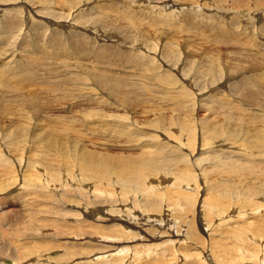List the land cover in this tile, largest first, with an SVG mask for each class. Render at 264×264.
<instances>
[{
  "label": "rangeland",
  "instance_id": "obj_1",
  "mask_svg": "<svg viewBox=\"0 0 264 264\" xmlns=\"http://www.w3.org/2000/svg\"><path fill=\"white\" fill-rule=\"evenodd\" d=\"M58 1L59 0H0V26L2 27L3 24H6V29H9L8 31H6V33H4V35L3 32L2 34L0 33V46H3L7 43L5 47L0 49L1 51L4 50L3 52L0 51V55L4 53H6V55H9L6 59H3V56H1L0 60L9 62L14 58H18L16 57V54H21V57L27 60V63L17 62L16 66L23 67L29 64H32L34 66V71L29 70L33 72L30 74L26 73L27 76L18 77L16 75H13L15 76L14 78L12 75H10L9 80H0L2 83H4V85L0 87V91L2 90L1 92H5L9 97H11L9 101L12 105L10 108H5L2 106L0 107L2 112L7 111L10 112L9 114H12L5 115V113L3 112L4 120L0 122V147H3L2 144H5V142H7L9 144V147L7 143L5 146H7L8 148H12L13 145V150H15V155H11L9 157L3 156L0 158V183H4L7 179H9V177L7 176L8 171L5 172V168L9 162L10 163L7 167L10 168L11 162H15L16 168V162H19L18 160H20L18 158L21 156V148L22 151L25 152L23 153V155L27 156V160L31 158V155H34V153L38 155L37 157L42 156L47 161V163L55 158L61 159L62 157H66L69 160L70 165L59 171L57 173L59 175L75 174L74 176L76 178V176L80 175L76 173L85 170L87 174H89L92 167L81 165V160H84L85 157H87V159H89L94 164V166H97L99 168V165H103V163L106 166H110V171H112L113 175H108L109 178L107 179V183L109 182V184H105L106 186L100 184L101 186L99 185V187L96 184H93V182H90L89 179H87L86 181L83 180V178H87V174H83V178L80 179H74V177H70V179L66 180V182L61 181V179L48 178L50 180H56V186L58 187V189L55 190L56 187L51 186L50 190H54L52 191V193H54L55 195L53 196L51 193L47 194L46 197L48 198V202L44 201V203L52 207H59L56 204L58 202L64 205H69V207L66 206V209H73V215L67 217L62 214H56V210L53 209L49 212L42 211L40 215L35 216L33 220L22 219L20 220L22 224L30 225L27 237L31 234H35L37 238L51 239L57 233H60L61 235L59 236H62V228L72 229L75 225L79 227V224L83 222L81 221L82 219L87 222L90 221L91 223L96 225L95 227L92 226L93 224L89 223L91 228L93 227L92 230L88 224L85 225L83 223L81 224L83 230L75 231V233H77L74 235L63 237L66 241H68V246L66 249V254L61 257V263L85 264L77 259L74 253H79L81 256L88 258L90 253L98 246V242L99 244L106 245H109L111 243L110 242L108 244V242H102V239L100 238L101 236H98V234H100V232L104 230L106 234L112 233L110 228H107V223L109 224V220L107 223L102 221V223L99 222V220L103 218L107 211L111 208L118 209L119 206L126 205L123 200L120 199L119 201L118 199H115L114 194H126L127 196H130L127 197L130 198L129 201L127 199V205L130 204L131 206V204H135L134 208H136V211L144 212L142 206H145V204L146 206H148L149 202L153 201L150 200L151 196L156 193H162L160 191V189L162 188L160 187V189H153L155 191H151V193H148L146 195V193L144 192L145 185L141 188H139L138 185L136 187L137 189H132V194L128 195L126 189L120 188L121 185L119 182L116 184L115 174H141L140 170H132L129 173L127 171V168L128 165L134 166L136 163L142 160L140 158L143 154V151L145 150L143 147L144 145L146 146L147 151L152 157L151 162H153V156H157L158 162L153 163L155 165L154 174H158V176L164 175L163 173L170 175L196 174V183L202 185L199 188V191H201L199 194L200 196L202 192L204 194L206 189L205 183H202V174H198L200 173L202 168L207 170L213 169V174H217L221 169L240 174H244L243 172L255 174V176H250L251 178L254 177V179H252L255 180V182L251 183L252 185L250 188L252 189L234 188V193L232 194L234 196L231 195V198L235 199H232V201L236 200V195H238L237 199L242 198L243 201H240L242 204V208H239L241 205L239 202L237 204L238 200L235 201L236 203H233L234 205L236 204V209L241 213L240 214L236 211V214L233 218L235 221L237 220L236 217L238 216V214L240 216L242 215L241 218L243 216L244 218L242 220L241 218H239V226L242 223V225H244V221L249 220L251 223L250 226H258L261 231H263L262 238L248 243L247 235L250 232V226L243 227L241 240L244 244L255 245L257 243H261L262 245H264V174H262V172L264 173V116H255V114H249V117L246 118V121H252V124L250 123L247 127H240L238 126V121L236 120H232L229 122L226 121L228 118L226 116L238 112V109L236 108H229L230 106L234 107L235 105L230 104L223 106L222 108H218L219 106H215L220 104L225 97H227L226 100H229L231 103H240V101L244 99L241 94L234 97V99H230V95L232 93H236L241 83L249 85L252 82L254 84L253 87H257V89L264 85V67L262 69H256L257 73L255 74H252L251 72V70L255 69H246L249 75H245L243 78H238L240 76L232 78L229 77L230 79L228 80V82L223 81L228 71L230 58H233L232 61H234V59L236 58L243 64L246 62L249 64L253 63V55H247L245 45L242 42L238 43L236 41L238 37L237 35L226 34L224 36L225 38H218L219 33H217V31L223 28H227L230 23L234 24L235 21L247 26H251V28L255 30L250 32V35L252 37H254L255 34H264L263 30L260 31L261 27L257 25L259 23H263L264 26V3L259 4L258 2H255L253 0H243L242 7L245 8L244 10H246L243 15V19L247 16V12L249 10H255V12H250L248 13V15L254 16L258 21H255L253 19L255 23H251L248 21V19L246 21L243 19L238 21L237 18L233 17L225 18L224 12L226 9L231 10L234 7H237L236 2H233V0H227L224 2H221L220 0H210L207 6H203L200 4L202 0L200 2H198V0H132L136 2H132L130 0H99L100 3L93 0H84V2L81 3L83 5L77 8L75 12H85V14L82 16H78L77 21L72 20L71 18H68L69 21H67V18L65 19V17H63L66 16L67 12H62V7L60 8L57 5L59 4ZM146 1L155 2L153 5H159L161 2V5L159 7H155L153 9L165 8L168 6H180L181 12H183V14H181L180 12L181 18H178L175 21H170L164 16L152 13L154 12L152 9V12H150V24L144 23L145 25L138 26L137 21H140V19L143 20V18H145L144 13L146 11L139 9L140 11L135 12V10L140 7L139 5H143L144 7H146ZM110 2L114 3V6L106 8V6L103 5V3L111 4ZM188 4L200 5L201 10L204 9L208 10L209 12L192 11L191 8H189V6L191 5ZM1 8L8 9V12H3ZM23 8H25V10L20 11ZM104 10H112L111 12H109V15L110 17L113 16L112 18L115 17L114 19L117 20V24H108L100 20L99 15L101 13H106L102 12ZM49 15H54V17L56 16L61 18L57 19V21L50 22L52 21V17L50 18ZM156 23H168L171 25H159L161 27V31L164 32V34L169 33L170 35H172V32L174 33L176 31L175 33H178L177 30L180 31L182 29L190 30L189 33H179L178 37L180 36L179 40L181 41L179 42L178 40L179 45H176L175 47L169 45L161 53V58L167 63L163 66V70L166 69L167 73H162V75L161 72L163 71H159L160 73H156L161 65V59L156 63H152L153 60L147 62L149 54L148 52L153 44L151 42L150 44L147 43L143 40V38L141 39V36L139 37L140 34H137V32H152V30L155 33L154 30ZM120 25L125 26V28ZM4 27L2 28V31H4ZM234 31L240 33L241 35L244 32L243 30L239 29H235ZM19 33L20 35H18ZM13 35L17 36L15 37ZM153 35L154 34L152 33L151 36ZM135 36H138V39ZM174 38V35H172L170 40L172 41ZM49 40L64 42L65 45L60 50L58 49L57 44V46L49 45ZM256 40L258 41L259 39ZM257 41L255 43L261 45V42ZM139 42L143 45H139ZM145 42L147 44H145ZM39 45L40 49H37V46ZM66 46V55H55L53 57H50L49 54L51 52L59 53V50L60 52H62L65 50ZM114 47L118 49L120 56L114 53ZM181 47H184L182 51L185 52H183L180 56H175V52L180 51L179 49H181ZM142 50L145 51L144 55L139 54V51ZM243 54L244 56H242ZM6 55L4 54V57ZM44 57H47L49 59H47L46 62H37L38 59H43ZM261 60L259 59L258 61L260 62ZM77 65H80V67H77ZM2 67L6 66H1L0 64V68ZM148 67L153 74V76L150 78L145 77V73L147 72L146 68ZM87 68H90V70H94L95 68L98 70L100 69L102 72L100 71L98 74L88 76ZM6 69L10 73L7 67ZM23 71L28 72V70ZM112 72L120 73L124 76V80L119 81L115 79L110 74ZM251 76L255 77L254 80H249V77ZM98 77H105L108 79V82L97 84L93 81V79H97ZM60 79H64V81L59 85L58 81L60 82ZM64 82H70L75 86V89L67 91V95L71 97V100L68 98L66 100L64 99L63 96L65 95V93L63 94V96L61 94L59 95V90H61L59 89V87L63 86ZM172 82L175 84L174 86H176L177 89L169 88ZM221 82L224 83L221 84ZM235 82L239 84H236ZM206 83H208V85ZM5 84L9 86H6ZM145 84L146 91H144V93L146 94V97L143 95L145 99H142L141 102L138 103L140 104L139 106L136 102L135 94L139 87L144 86ZM255 84H257V86H255ZM13 87H15V89ZM30 87H32L33 89H37L40 92L42 99L44 98L43 102H49L48 104L50 106L45 107L44 105H41L42 109L38 112H34V114H29L28 112L30 110V107L33 105L22 108L20 107V103L19 106L16 107L18 101H16L14 98H18V95L20 97L22 95L24 96V94L28 95L34 92L37 93V90L29 91L30 89H32ZM148 88H155L157 90V93L155 95L157 96L152 93L153 91H149ZM251 88L252 87L249 88L248 94ZM47 89L48 92L46 91ZM50 89H54L55 92H52V90ZM15 90L16 92H14ZM190 95L197 98L198 109L195 108V110H189V108H187V106L185 104L183 105V103L181 102L180 97H186ZM202 96H204L205 100H202ZM9 97H7V99H9ZM174 97L177 100H175ZM92 98H94V101L92 100ZM152 101H155V103H151ZM240 104L241 106L248 108V113H264L262 103L259 106H249L248 103L245 102H242ZM156 106L157 108H155ZM19 108H22L25 111ZM158 108V111L160 112L155 110ZM152 109L155 111H153ZM19 112L21 113V116L19 115ZM247 112L246 114H248ZM24 113L27 116H25ZM161 113L167 116V128L169 133L175 135L176 137H181V139L177 138L178 140L180 139L179 143L178 140L175 139L176 137H170L171 140L163 139V137H165L163 135V129L155 126L154 123L160 122L161 120ZM243 113H245V111ZM21 117H23V119L25 120H23ZM158 117L160 120L158 119ZM254 121L255 123H253ZM197 123H200V126H197ZM193 124L194 126L196 124L197 127H194V131L183 127L187 125V127H193ZM203 124H205L206 127ZM112 125H115L116 128H114V126ZM201 125L202 127L204 126L203 129H201ZM171 126H173V128H171ZM87 127L89 128L87 129ZM138 127L145 131H143L142 134L133 137L132 132L134 130L137 131ZM179 127H181V131H179V135H177V128ZM93 132L95 134H91ZM143 136L145 139L143 138ZM123 141H126L127 146H129L130 148L126 147V144ZM186 142L190 144H186ZM206 142L209 143V145ZM211 142H213L214 147H212ZM184 143L186 144V146ZM203 143L206 148H204V146L202 145ZM175 147H177V149H175ZM192 148H196L195 152L197 153L194 152L193 155L189 153L187 149L192 150ZM203 156H205V159L199 161V158ZM194 158L197 159L194 160ZM105 160L110 161V163L106 164ZM185 160H187V162L189 163L185 164ZM217 161L220 163L221 167L217 165ZM225 161L237 164L238 167H234L233 169H224ZM190 163H193L194 165H189ZM182 168L185 170L178 172V170ZM29 169L30 168L24 163L21 167H17L18 178L21 176L19 179H21L22 181L17 179L18 181H16L15 183V188H13L14 190L12 189V191L14 192L13 197L9 196V198L3 199L4 201L13 202V200H15L16 202L22 199L25 200V203L27 204V201L30 200L32 196L27 194V190L25 194H20L19 192L23 181L26 180V184L28 181L30 182L29 184H27V186L33 189L35 195L34 201L36 202L34 204H31V207L33 209H36L39 205H43L37 203L42 199L40 198V196L38 197V193L44 189H49V185L46 184L43 187L44 189L42 190L38 189V185L41 186L44 181L37 180V185L32 177L37 168H33L30 170ZM23 174L29 175H25L24 179ZM90 174L96 173L91 172ZM39 176H42V178L45 179L47 177H45L44 174ZM153 176L154 175H151L150 177L153 178ZM222 176L225 177L220 178H223V181L226 180L227 175L223 174ZM240 176L243 179H246L247 177H244L242 175ZM250 177L247 178V180L251 181L252 179ZM256 177L258 180L256 179ZM227 178L236 179V181H238L239 179V177L236 178V174L229 175L227 176ZM161 179L163 178L161 177ZM189 179L192 182L195 181L194 177H191ZM162 181L163 180H160V182ZM32 182H34V185ZM121 182L123 183L122 180ZM222 182L218 184L221 185ZM5 183L8 184V182ZM259 184L261 186H259ZM113 185L117 186V188H115ZM185 187L193 188V186L190 184L186 185ZM256 187L259 189L257 190ZM111 188L112 192L110 191ZM216 188H218V190L220 191L222 189V186L221 189L219 185ZM224 189L227 190L229 188H227V186H224ZM253 189L256 190V192L254 193L256 194L255 196L258 197L257 200L261 199L260 201H254V193L252 194L248 192ZM75 190L79 193L80 197L83 196V199H85L87 204L85 202H80V200L74 197ZM101 190H103V192ZM188 190L191 191L190 189ZM136 191L137 194H135ZM8 192L9 191L7 190V192L5 193H0V200L10 195V193ZM57 193H59L60 196H56ZM88 193L90 194L89 197L87 195ZM239 193L241 194V196ZM244 193L247 194L245 196L243 195V198L242 194ZM3 194L5 195L3 196ZM98 194H100V196ZM162 194H164L163 197L161 196L164 199V201L163 199L161 200L162 206L163 208L167 209V211L165 212H167V215H173L175 217L174 219H176L175 222L172 217L167 216L173 224L172 227L175 226L176 223V226H180L181 223L179 222H185L184 219L188 221L191 219L190 217H192V214H195L193 213L194 208H192V206L191 208L193 210H187V208L185 207L186 200L183 197H180V199L184 201H179L181 207H185V210L182 213L176 205V207L174 206V201L176 198H171L170 200L167 195L168 193L166 194L164 192ZM208 195L211 196L212 194ZM252 195L253 201L251 200ZM53 198L54 201H50ZM95 198L97 199L95 200ZM168 198L170 201L168 200ZM102 199H104L106 202ZM226 199L229 200V198ZM97 200L99 203H96ZM101 201L102 203H100ZM41 202L43 203V201ZM92 202L94 203L93 205L96 204L95 207L97 209L92 205ZM176 202L177 201H175V204ZM252 202H255V204H252L254 206L251 207ZM199 203L200 201L198 199V201H196L197 206L199 205ZM260 203H262L263 205ZM99 204H101L102 207ZM110 204L111 206L114 204L116 206L111 207L109 206ZM168 204L170 206H167ZM247 204L248 206H246ZM87 205L88 211L90 212L89 214H87L88 212L83 211L84 215L82 217L80 213L82 212V207H85ZM105 205H108V207ZM137 205L140 208H138ZM105 207H107L108 209ZM168 207L172 208V210ZM244 207L246 208L244 209ZM252 208L254 210L258 209V211L260 209V211L250 212ZM98 209L101 210L98 211ZM199 209H204L203 201H201ZM102 210L104 211V214L102 213ZM163 210H160L161 214ZM3 213H15V209L10 208V206L7 204L6 208L0 209V216H2ZM46 214L51 215L49 220H44L43 216H45ZM94 214L98 218L97 223L94 220ZM188 214L190 215V217ZM233 214L234 213H232V215ZM88 215L90 217H93V219L90 220V217ZM202 215L204 216V214ZM251 215H255L254 218ZM179 217L181 221H178L180 220ZM143 219L146 220L147 218L144 217ZM111 222L113 223L114 221H110V224H112ZM189 222H187V225L189 224ZM202 222L203 221H200V219L196 222L197 228L198 226H201L203 228ZM145 227L146 229L142 234L151 238L148 242H159L163 240V238L155 239V237H159L162 235H164V237H167L165 234L156 233L155 227L151 224L146 225ZM229 227H231V223L229 224ZM100 228H102L103 230ZM131 229L137 230V228ZM91 231L98 232L94 233ZM172 231L175 232L174 235L177 233L175 228H172ZM82 232H84L85 234H82ZM210 235L211 232H209L206 237L210 238ZM231 235L232 233L228 234V237H231ZM233 236L234 238H237L235 234H233L232 237ZM10 237L13 238L11 242L15 243V232L11 233ZM57 253H59V251H57ZM148 258L152 259V256H148ZM141 261L143 260H139V262ZM248 264H264V253H262L258 258L249 261Z\"/></svg>",
  "mask_w": 264,
  "mask_h": 264
},
{
  "label": "bare ground",
  "instance_id": "obj_2",
  "mask_svg": "<svg viewBox=\"0 0 264 264\" xmlns=\"http://www.w3.org/2000/svg\"><path fill=\"white\" fill-rule=\"evenodd\" d=\"M93 1L100 3L99 0H97V1L93 0ZM130 1H132V0H130ZM200 1L201 0H198V2H200ZM202 1H201L200 4L203 5V6H207L210 0H202ZM220 1L224 2V1H227V0H220ZM234 1L236 2L237 7H234L231 10H227L226 9L225 12H224V15H225V18L233 17V18H237L238 21H240V20L243 19V15H244L246 10H244L245 8L242 7L243 0H233V2ZM253 1L258 2L259 4L260 3H264V0H253ZM83 2H84V0H59L58 1L59 4H57V5L60 8L62 7L61 8L62 12H67L66 16H63V17H65V19L67 18V21H69L68 18H71L72 20H76L77 21L78 16H82V15L85 14V12H75L77 10V8H79V7H81L83 5V4H81ZM132 2H136V1H132ZM146 3H147L146 7H144L143 5H139L140 7L135 10V12H138L140 10L146 11L144 13L145 18H143V20L140 19V21L139 20L137 21V25L138 26L139 25H145L144 23H149L150 24V22H151V14H150V12H152L151 10L153 8L159 7L161 5V2H160L159 5H153L155 2H149V1H146ZM0 5H1V3H0ZM103 5H105L106 8H110V7L114 6V3H111V4L103 3ZM188 5H191V4H188ZM189 8H191L192 11H196V12H209L208 10H204V9H203L204 11L201 10L200 9L201 8L200 5H193L192 4L191 6H189ZM1 10L3 12H8V9H2L1 8ZM24 10H25V8L21 9L20 11H24ZM111 11L112 10H110V11L109 10L102 11L103 13L104 12H106V13H104V14L101 13L99 15L100 20L102 22L108 23V24H117V20L114 19L115 17L112 18L113 16L110 17V15H109V12H111ZM153 11L154 12H152V13L164 16L167 19H169L170 21H175L178 18H181V14H183V12H181L180 6H177V7L168 6V7H165V8L153 9ZM180 12H181V14H180ZM250 12H255V10H249L247 12V16L243 20L246 21L248 19L249 22L255 23L253 21V19L255 21L257 19L254 16L248 15V13H250ZM191 13H195V12H191ZM71 15H72V17H71ZM49 16H50V18L52 17V21H50V22L57 21V19L61 18V17H56V16L54 17V15H49ZM108 17H110V18H108ZM127 22H129V21H127ZM236 23H237V25H236ZM5 25L6 24H3L2 27L0 26V33L2 34V32H3V35H4V33H6V31L9 30V29H6ZM159 25H161V26H171L168 23H156L155 24V30H154L155 33L152 30V32H137V34H140L139 37L141 36V39L143 38V40L146 41L147 43L150 44V42H151L153 44V46L150 47V50L148 52L149 54H148L147 62L153 60L152 63H156V62H159V60L161 59V65H160L159 69L156 71V73H160L159 71H163V72H161V75H162V73L163 74L167 73L166 69L163 70L164 64H167V63H166L165 60H163L161 58V53L169 45L172 46V47H175L176 45H179L178 44V40L180 39V36L178 37L179 33L180 34L189 33L190 30L189 29H186V30L182 29L180 31L177 30L178 33H175L176 31L174 33L172 32V35H174L175 38L171 41L170 38H171L172 35H170L169 33H165L164 34V32L161 31V27ZM257 25H259L261 27L260 31H262V30L264 31L263 23L262 24L259 23ZM120 26L125 28V26H123V25H120ZM3 27L5 28L4 31H2ZM235 29L236 30H238V29L239 30H243L244 32L241 35L240 33L235 32L234 31ZM126 30H127V28H126ZM251 31H255L254 29L251 28V26H247L245 24H241L240 22L238 23V22H235V21H234V24L230 23V25L227 28H223V29L217 31V33H219V36L217 35L218 38H225L224 36L226 34H235V35H237L238 37H237L236 41L238 43L242 42L245 45L246 51H247V55H253V58L251 57L253 59V63H249V64L247 62L243 64L241 61H239L236 58L234 59V61H232L233 58L232 59L230 58L229 59L228 71H227V73L225 75V79L223 81L228 82V80L230 78H232V77L240 76L238 78H243L245 75H249L247 73L248 71L246 69H255V70H251L252 74H255V73H257L256 69H262L264 67V60H263V58H264V34L263 33H261L259 35L255 34V36L252 37L250 35ZM152 33L154 34L153 36H151ZM18 35H20V33ZM13 36H15V35H13ZM135 37H137V39H138V36H135ZM256 39H259L258 41L261 42V45H258V44L255 43L257 41ZM139 40H140V38H139ZM186 40H187V38H186ZM140 42H142V41H140ZM146 42H145V44H147ZM179 42H181V41L179 40ZM56 44L58 45V49H60V50L65 45L64 42L50 41L49 40V45L55 46ZM6 45H7V43L5 45H3V46H0V49L5 47ZM9 45H10V43H9ZM139 45H143V44L140 43ZM10 47H11V45H10ZM39 47H40V45L37 46V49H40ZM183 48L184 47H181V49H179L180 51H176L175 52V56H180L183 52H185V51H182ZM114 49H115L114 53L119 55L118 49L116 47H114ZM6 50H7V48H6ZM60 50H59V53L51 52L49 54L50 57H53L55 55H66L67 54V46L65 47L64 51L60 52ZM3 51H1V52H3ZM35 52H37V51H35ZM232 53H234V52H232ZM4 54L6 55V53H4ZM4 54L0 55V57L3 56V59L4 58L6 59L7 56H9V55H6L4 57ZM139 54L140 55H144L145 51L144 50L139 51ZM87 55H90V54H87ZM46 56H48V55H46ZM242 56H244V54ZM16 57H18V58H14V59L12 58L13 60H11L9 62L0 60L1 66H6L9 69L10 73H11L10 74L8 72L6 67L0 68V80H4V79L9 80L10 75H12V76L16 75L18 77L27 76L26 73L30 74V73H32L34 71V66L32 64H29L27 66L25 65L23 67L16 66L17 62L18 63H20V62L21 63H27V60H25L23 57H21V54L20 55L16 54ZM47 59H49V58H47V57L46 58L44 57L43 59L40 58V59L37 60V62H41V61L42 62H46ZM259 59L260 60L262 59V60L259 62L258 61ZM72 63H76V62H72ZM94 64H95V61H94ZM259 64H261V65H259ZM77 67H80V65H77ZM23 70H28V72H25ZM29 70H33V71H29ZM146 70H147V72L145 73V77L146 78L152 77L153 74H152L150 68L148 67V68H146ZM87 71H88V76H92V75L98 74L101 70L100 69L98 70L96 68L94 70L93 69L90 70V68H87ZM110 74L115 79H117L119 81H123L124 80V76L121 75L120 73L112 72ZM13 77L15 78V76H13ZM249 78H250L249 80H254L255 77L251 76ZM63 81H64V79H60V82L58 81L59 85ZM93 81L95 83H97V84H99V83H107L108 79L105 78V77H98L97 79H93ZM55 83H57V82H55ZM222 83H224V82H221V84ZM235 83L239 84L237 82H235ZM206 84L208 85V83H206ZM2 85H4V83H2L0 81V87H2ZM5 85L9 86L7 84H5ZM174 85L175 84L172 82L169 88L177 89V87L174 86ZM145 86H146V84L144 86L139 87V89L137 90V92L135 94L137 104L140 103L142 99H145L143 97V95L146 97V94L144 93V91H146L145 90ZM253 86H254V84L252 82L249 85L241 83L239 89L235 93L236 95L232 93L230 95V97H231L230 99H234V97H236V96L241 94L244 99L241 100L240 103L245 102V103H248L249 106H259L262 103V105H263L262 107L264 108V103H263V101H264V94H263L264 85H262V87H260L259 89H257V87H253ZM255 86H257V84H255ZM250 87H252V88L250 89L249 94H248V90H249ZM13 88L15 89V87H13ZM30 88H32V87H30ZM43 89H46V88H43ZM59 89H61V90H59V95L61 94L63 96V94L65 93V95L63 96L64 99L66 100L68 98V99L71 100V97L67 95V91H71V90L75 89L74 84H71L70 82H64L63 86H60ZM16 90L14 92H16ZM35 90H37V89H33L32 88L29 91H35ZM50 90H52V89H50ZM148 90L149 91H153L152 93L154 95L157 93V90L155 88H148ZM1 91H0V104H1L0 107L2 106V107H5V108H10L12 106L10 104V101H9L11 97H9L5 92H1ZM11 91H13V90H11ZM46 91L48 92V89ZM52 92H55V90L53 89ZM155 96H157V95H155ZM232 96H233V98H232ZM7 97H9V99H7ZM58 98H61V97H58ZM94 98H92V100ZM180 98H181V102L183 103V105L185 104L187 106V108H189V110H195V108L198 109V105H197L198 102H197V98H195V96L190 95V96H186V97L183 96V97H180ZM226 98L227 97H225L220 104L215 105V106H219L218 108H220V107L222 108L223 106L231 104V105H235V106L234 107L230 106L229 108L238 109V112L233 113V114H231L229 116H226V117L230 118V119L227 118V120H226L227 122L232 121V120H236V121H238L237 122L238 126L247 127L252 122V121H249V122L246 121V118L249 117L248 116L249 114H255V116H261V115L264 116V113H258V112L248 113L247 112L248 108H246L244 106H241V104L239 102L231 103L229 100H226ZM14 99L16 101H18V104H17L16 107H18L20 103H21L20 107H22V108H26V106L33 105V106L30 107V110L28 111L29 114H34V112L40 111L42 109L41 105H44L45 107L50 106L48 104L49 102H43L44 98L42 99V97L40 95V92L38 90H37V93L34 92V93H30L28 95L24 94V96L22 95L20 97L18 95V98L16 97ZM174 99L177 100L175 97H174ZM206 99H208V98H206ZM12 100H13V98H12ZM202 100H205L204 96H202ZM151 103H155V101H152ZM237 104H238V107H237ZM138 105L140 106V104H138ZM132 106H134V105H132ZM22 108H19V109H22ZM155 108H157V106ZM22 110L25 111L24 109H22ZM155 110L158 111L159 108L155 109ZM155 110H153V111H155ZM160 110H162V109H160ZM244 111H245V113H243ZM3 112L5 113V115H12V114H9L10 112H7V111H3ZM3 112L0 109V122L2 120H4ZM158 112H160V111H158ZM161 112H163V111H161ZM190 112H192V111H190ZM246 112L248 114H246ZM19 115L21 116L20 112H19ZM25 116H27V115L25 114ZM10 117H12V116H10ZM13 117H14V115H13ZM233 117H235V118H233ZM21 118L23 119V117H21ZM158 119H159V117H158ZM23 120H25V119H23ZM253 123H255V121ZM154 124L158 128H162L163 129L164 133L161 132L165 136V137H163V139H166V140L168 139L169 140L170 137H174V138L176 137L175 135L169 133L168 128H167V116H165L164 114L161 115L160 122H157V123H154ZM199 124L197 126H200ZM203 125L205 126V124H203ZM112 126H114V128H116L115 125H112ZM187 126H183V127L187 128V129H191V131H194V127H196V124H195V126L193 124V127L192 126L187 127ZM74 127H77V126H74ZM203 127L201 125V129H203ZM88 128L89 127H87V129ZM171 128H173V126H171ZM199 129H200V127H199ZM143 131H145V130L140 129V127H138L137 131L134 130L132 132L133 137L134 136L136 137L137 135L142 134ZM179 131H181V127L177 128V135H179ZM187 133H189V132H187ZM91 134H95V133L93 132ZM143 138H144V136H143ZM177 138L181 139L180 136L176 137L175 139L178 140ZM183 139H185V138H183ZM179 140H178V143H179ZM121 142H122V140H121ZM123 142H125V144H126V141H123ZM6 143L7 142H5V144L3 143L2 144L3 147H0V158L3 157V156L4 157H9L11 155H15V150H13V145L11 144L12 148H8L9 144L7 143L8 144V147H7V146H5ZM187 143L188 142H186V144ZM211 143H212V147H214L213 142H211ZM186 144H185V146H186ZM188 144H190V143H188ZM207 144L209 145V143H207ZM202 145L204 146V143ZM126 147L130 148L129 146H127V144H126ZM143 147H144L145 150L143 151V154H142V156L140 158L142 160H140L134 166L128 165V168H127V171L129 173L132 170H135V171L140 170L141 174H137V173L136 174H115V176H116L115 177L116 184L119 182L120 185H121L120 188L126 189L128 195L132 194V189H135L138 185H139V188H141L142 186L145 185L144 186V189H145L144 192L146 193V195L148 193H151V191H155L153 189H157V188L160 189V187H161L162 189H160V191L162 193H164V192L166 194L168 193L167 195L170 198V200H171V198H176L177 199V200L175 199V201H177L176 204H175V201H174V206L176 205L178 207V209L182 213L184 212L185 207H186L187 210H190V209L194 208V212L193 213H195V214H192V217H190V215L188 214L189 217L191 218L190 220L187 221L186 219H184L185 222H179V223H181L180 226H176L177 225V223H176L175 226L172 227L173 224L171 223V221L169 220V218L167 216L172 217V219L175 222H176V219H174L175 217L173 215H167V212H165V211H167V209L163 208V206H162V201L161 200L163 199L162 197H163L164 194H162V193L153 194V196H151V198H150V200H153V201H150L148 206H146V204H145V206H142V208L144 209V212H141V211H136V208H134L135 204H131V206H130V204L127 205L128 204L127 199H128V201L130 199V198H127V197H130V196H127L126 194H120L121 195L120 196V195H115L113 193L114 196H115V199H118L119 201H120V199L123 200V202L126 205L119 206L118 209H116V208L109 209L107 211V213L103 216V218L99 220L100 223H102V222L107 223L108 220H109V224L107 223V228H110L112 233H107L106 234L104 232L105 231L104 230V231H101L100 234H98V236H101L100 238L102 239L101 240L102 242H108V244L110 242L111 243L109 245H106V244H99V242H98V246L90 253L88 258H85V257L81 256L79 253H74L76 255L77 259H79L81 262H83L85 264H243V263L248 264L249 261L258 258L262 253H264V245H262L261 243H257L255 245H246L241 240L242 228L250 226V224H251L250 221L246 220V221H244V223H245L244 225H242L243 224L242 223L239 226L238 223L240 221H238V220H239V218H241L242 215L240 216L238 214V216L236 217L237 220H235V221H234V218H233L235 216V214H236V211L239 212L236 209L237 208L235 206L236 204L234 205L233 203H236L235 201L238 200L237 204L239 202L240 205H241L239 208H242V204L240 202L242 200V198L237 199L238 195H236V200L232 201V199H235V198H231V195L234 193V188L235 189L236 188H238V189L239 188H246V189L250 188L251 185H252L251 183L255 182V180H253L254 177H252L253 178L252 179L250 176L251 175L255 176V174H251V173L249 174V173H246V172H243L244 174H240V173H236V172L226 171V170H223V169H221L217 174H213V171H214L213 169L207 170V169L202 168L201 171L199 170L200 173H198V174H202V176H203L202 177V179H203L202 183H205L206 189H205L204 194L202 192V194L200 196L199 194H200L201 191H199L200 190L199 188L202 185L196 183V174H172V175H170V174L163 173L164 175H162V176H158V174H154L155 173L154 172L155 165L153 163H157L158 162L157 156L154 155L153 156V162H151V158H152L151 155L147 151L146 146L143 145ZM204 148H206V147L204 146ZM175 149H177V147H175ZM189 149H187V150L192 155L196 151L195 150L196 148H192V150H189ZM201 150H202V148H201ZM20 151H21L20 152L21 156L18 158V159H20V160H18L19 162H16V164H17L16 168H15V162H11L10 168L7 167L9 165V163H10L9 162L8 165L5 168V172L8 171L10 174L7 172V176L9 177V179H7L5 182H8V184L5 183V182L4 183L3 182L0 183V193L1 194L5 193L8 190L9 191L8 193H10V195L2 198L1 200L5 199V198L6 199L9 198V196L13 197V193L14 192L12 191V189L15 188L16 181L21 180V179H19L21 177L20 175H19L20 177L18 178L17 167H21L23 165V163L26 166H28L30 169L37 168L36 171L34 172V175H32V177H33L34 181L37 183V185H38L37 180H40V181L42 180L44 182L46 181L45 183L43 182L41 186L38 185L39 186L38 189H40V190L44 189L43 187L46 184L49 185V187L46 186L49 189H44V190H42V191H40L38 193V197L40 196V198H42V199L39 202H37V203L43 204V205H39L36 209H33L31 207V204H34L36 202V201H34V196L35 195H34L33 189L29 188V186H27V184H29L30 182L28 181L27 184H26V182H25L26 180L23 181V183L21 185V188L19 189V192H20V194H23V193L25 194L26 190H27V194L32 196L31 199L27 201V204L25 203V200H22V199L18 200L16 202H15V200H13V202L12 201L10 202V201H4V200L1 201L0 200V209L6 208L7 204L10 206V208L15 209V213H10V214H4L3 213L2 216H0V264H62L61 263V257L66 254V249H67V246H68V241H66L63 237L64 236L74 235V234L77 233V232L75 233V231L83 230L82 227H81L82 226L81 224H83V223L85 225H87V224L89 225V223L90 224H93V223H91L90 221L87 222V221L82 219L81 221H83V222H81L79 224V227L77 225H75L74 228H72V229H70V228H62L61 229L62 236H59L61 234L57 233L51 239H49V238L48 239H42V238H37L35 234H31V235H29L27 237L30 225L29 224H22L20 222V220H22V219L33 220L35 218V216L40 215V213L42 211L49 212L50 210H53V209L56 210V214H62V215H65L67 217L73 215V212H74L73 209L72 210L66 209V206L69 207V205H64V204H61L60 202H58L56 204L59 207H57V206H55V207L53 206L52 207V206H49L46 203H44V201L48 200V198L46 197L47 194L51 193L53 196L55 195L54 193H52V191H54V190H50L51 186L52 187H56L55 190L58 189V187L56 186V184H57L56 180H52V179L50 180L48 178L61 179V181L66 182V180H69L70 177L71 178L74 177V179L83 178L82 177L83 174H87V172L85 170V171H80V172L76 173V174H80V175L76 176V178L74 176L75 174L74 175L73 174H60L59 175V174H57L59 171L63 170L64 168H66V167H68L70 165V162H69V160L66 157H62L61 159L60 158L59 159L55 158L52 161L47 163V161L42 156L37 157L38 155H36L35 153H34V155H31V158H29L27 160V156L23 155V153H25V152L22 151V148L20 149ZM195 153H197V152H195ZM198 153H199V151H198ZM137 157H140V156H137ZM204 157L205 156L200 157L199 161L204 160L205 159ZM113 158H114V155H113ZM195 159H197V158H194V160ZM26 160H27V162H26ZM188 160H189V158H188ZM194 160H192V161H194ZM227 161H229V160H227ZM227 161L224 162V169H233L234 167H238L237 164H233V163H230V162H227ZM105 163L109 164L110 161H106ZM184 163L188 164L189 162H187V160H185ZM195 163H197V162H195ZM192 164L190 163L189 165H192ZM81 165L82 166H86V167H92V169L90 170L89 174H87V178H83L84 181L89 179L90 182H93V184H96L98 187H99L100 184H103V185L109 184V182L107 183V179L109 178L108 175H111V174L113 175L112 171H110V166H106L103 163V165H99L100 166V168H99L97 166H94V164L89 159H87V157H85L84 160L83 159L81 160ZM217 165H219V167H221L219 162H218ZM184 170L185 169L182 168V169L178 170V172L184 171ZM37 171H38V173H37ZM91 172H95L96 174H90ZM42 174H44L45 177L47 176L46 179L42 178V176H39V175H42ZM223 174L227 175V176L232 175V174H236V178L239 177V179H238V181H236V179L227 178V176H226V180L227 181L226 180L223 181L222 180L223 178H220V177H225V176H222ZM262 174H264V173L262 172ZM23 175H24L23 178L25 179V175H29V174H23ZM151 175H154L153 178L154 177H156V178H154V179L151 178L150 177ZM240 175H242L244 177L247 176V177H246V179H243V178H241ZM248 176L252 179L251 181L247 180V178H249ZM161 177L163 179H161ZM191 177L195 178L194 182L190 181L189 178H191ZM112 178H114V177H112ZM219 178H220V181H219ZM256 179H257V177H256ZM121 180L123 181V183L121 182ZM160 180H163V181L160 182ZM148 181H150V182H148ZM220 182H222L221 185L218 184ZM32 183L34 185V182H32ZM189 184L192 185L193 188L185 187L186 185H189ZM218 185H219L220 189H221V186H222V189H221L222 191L221 190L219 191L218 188H216V187H218ZM253 185H255V184H253ZM113 186L115 188H117V186H115V185H113ZM224 186H227V188H229V189L225 190ZM259 186H261V185L259 184ZM178 187H180V188H178ZM173 188H175L176 190L173 189ZM89 189H90V187H89ZM169 189H172V190H169ZM188 189H190L191 191H189ZM250 189H252V188H250ZM258 189L259 188H257V190ZM103 190H106V189H103ZM103 190H101V191L103 192ZM111 190H112V188L110 189V191ZM113 190H115V189H113ZM1 191H3V192H1ZM84 191H83V193H84ZM99 191H100V189H99ZM99 191H97V192H99ZM119 191H121V190H119ZM157 191H159V190H157ZM56 192H59V191H56ZM74 192H75L74 193V197H76L78 200H80V202H82V203L85 202L86 203L85 199H83V196L80 197L79 193L76 190ZM248 192L253 194L254 192H256V190L253 189V190H250ZM135 194H137V191H136ZM208 194H212V195L209 196ZM246 194L244 193V194H242V196L243 195L245 196ZM4 195L5 194H3V196ZM58 195H59V193L56 194V196H58ZM87 195L89 197L90 194L88 193ZM98 195L100 196V194H98ZM255 195L256 194L254 193V198H255L254 201L257 200V198H258ZM91 196H92V194H91ZM232 196H234V195H232ZM240 196H241V194H240ZM244 196H243V198H244ZM180 197H183L186 200L185 201V207H181V205L179 204V201H181V202L184 201V200H181ZM84 198H86V197H84ZM169 198H168V200H169ZM226 198H229V200H227ZM96 199L97 198H95V200ZM198 199H199L200 203H201V201H203V207H204L203 210L199 209L200 203H199L198 206L196 204V201H198ZM100 200H101V198H100ZM102 200H104V199H102ZM124 200H126V201H124ZM251 200L253 201V195H252V199ZM251 200H250V202H251ZM260 200H257V201H260ZM41 201H43V203ZM50 201L53 202L54 198L51 199ZM163 201H164V199H163ZM247 201H249V200H247ZM97 202H98V200L96 201V203ZM113 202H114V200H113ZM100 203H102V201ZM93 204L94 203L92 202V205ZM252 204H255V202L251 203V207L254 206ZM260 204H262V203H260ZM95 205H93V206L95 207ZM99 205H101V204H99ZM193 205H194V207H193ZM105 206L108 207V205H105ZM109 206H111V204ZM115 206L116 205L114 204L111 207H115ZM167 206H170V205L168 204ZM191 206H192V208H191ZM246 206H248V204ZM98 207H100V206H98ZM101 207H102V205H101ZM107 207H105V208H107ZM175 207H174V209H175ZM138 208H140V207L138 206ZM168 208L172 210V208H170V207H168ZM245 208L246 207H244V209ZM100 210L101 209H98V211H100ZM160 210H163L162 214L160 213ZM81 211L82 212H80V213H81L82 217L84 215L83 211L88 212L87 214H89L90 211H88V205L85 206V207H82ZM96 211H94V212H96ZM176 211H177V209H176ZM254 211H258V209L254 210L252 208L250 212H254ZM259 211H260V209H259ZM102 213L104 214L103 210H102ZM232 213H234V214L232 215ZM95 214H94V216L96 217ZM181 214H180V217H181ZM202 214H204V216ZM162 215H165V216H162ZM50 216H51L50 214H46L45 216H43V218H44V220H49ZM251 216H253V218H254L255 215H251ZM95 217H94V220L97 223L98 218L97 217L95 218ZM144 217H146L147 219L144 220L143 219ZM180 217H179V219H180ZM185 217H186V214H185ZM243 218H244V216L241 218V220ZM91 219H93V217H90V220ZM161 219H163V220H161ZM199 219H200V221H203L202 222L203 228L201 226H198V228H197V223L196 222L199 221ZM110 221H114V222L113 223L111 222L112 224H110ZM178 221H181V219L178 220ZM189 221H191V222H189ZM187 222H189L188 225H187ZM254 222H255V220H254ZM179 223H178V225H179ZM230 223H231V227H229ZM150 224L155 227V232L156 233L165 234L167 237H164V235H162V236H159V237H155V239L163 238V240H161L159 242H148V241H150L151 238L145 236L142 233L146 229L145 226L146 225H150ZM85 225H84V227H85ZM92 226L96 227V225H94V224ZM101 227H102V225H101ZM90 228H91V226H90ZM131 228H137V230H133ZM172 228H175V230L177 232L175 235H174L175 232L172 231ZM249 228H250V232L247 235V242L248 243H251V242H253V241H255V240L259 239V238H262L263 231H261V229L258 226L251 225ZM92 229H93V227L91 228V230ZM100 229H102V228H100ZM183 230H184V232H183ZM107 231H108V229H107ZM13 232H15V243L11 242V240L13 238L10 237V234L13 233ZM91 232H94V231H91ZM97 232L98 231H96L94 233H97ZM209 232H211V235H210V238H207L206 235ZM83 233L84 232H82V234ZM230 233H232V235L235 234L237 236V238H234V236L232 237V235H231V237H228V234H230ZM57 251H59V253H57ZM148 256H152V259H149ZM141 259L143 261L139 262V260H141ZM144 260H147V261H144Z\"/></svg>",
  "mask_w": 264,
  "mask_h": 264
}]
</instances>
